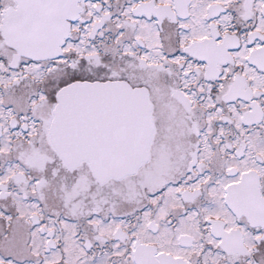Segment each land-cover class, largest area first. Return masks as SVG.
<instances>
[{"label": "snow or ice", "instance_id": "6c2138e0", "mask_svg": "<svg viewBox=\"0 0 264 264\" xmlns=\"http://www.w3.org/2000/svg\"><path fill=\"white\" fill-rule=\"evenodd\" d=\"M0 264H264V0H0Z\"/></svg>", "mask_w": 264, "mask_h": 264}]
</instances>
